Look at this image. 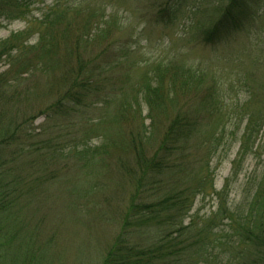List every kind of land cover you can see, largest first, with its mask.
I'll use <instances>...</instances> for the list:
<instances>
[{
  "label": "rangeland",
  "instance_id": "obj_1",
  "mask_svg": "<svg viewBox=\"0 0 264 264\" xmlns=\"http://www.w3.org/2000/svg\"><path fill=\"white\" fill-rule=\"evenodd\" d=\"M57 1L27 0L24 15L16 16L17 20L8 22L0 18V41L23 32L28 21L37 23L35 21ZM104 1L107 13L116 15L118 20L119 27L112 32L116 37L118 61L108 73L111 80L105 84L102 97H90L88 106L70 117H73L70 124L61 120L53 130L44 115L39 114L52 101L46 96L48 78L37 82L38 74L31 80L23 76L17 83L9 82L12 89L7 84L0 85L2 97L9 92L8 98L0 101V137L4 136L1 134L6 128L17 127L18 130L16 140L0 146V149L5 148L0 150V256L3 264H31L36 259H43L45 264L100 263L107 246L122 231V219L135 195L136 179L127 172L139 170L133 161L134 147L145 149L146 157L158 148L155 143L151 145L152 141L143 140L147 150L142 141L133 142L130 152L128 150L136 133L143 138L140 133L143 129L138 127L141 120L144 119L145 128L150 126L145 117L146 107L135 99L136 96L140 99L137 90L146 75L152 76L156 68L163 69L169 63L178 68L183 66L182 72L190 68L203 70L206 80L215 85L213 97L216 100L208 106L190 90L182 93L180 81L176 82L175 112L201 103L207 107L204 110L202 107L199 114L204 122L199 139L181 143L180 151L173 157L176 161L174 179L181 183L179 190L192 183L191 166L194 164L195 168L199 163L202 167L208 165L212 191L220 192L226 180H231L233 162L237 160L236 177L229 182V195L224 200L234 208L251 195L263 174L264 0L246 4L241 10L246 11V15L235 22L240 27L229 24L230 33L220 27V37L217 34L210 43L202 42L201 31L219 19V10L228 0ZM34 43L35 37H28V45ZM96 52L97 47L89 55ZM7 63L4 57L0 60V73L8 69ZM16 68L12 69L13 73ZM35 81L34 92L32 82ZM167 83L166 77L164 92L171 94L174 90ZM30 87L29 96L26 91ZM106 92L111 94L107 101ZM12 93L15 96L9 98ZM118 110L123 118L114 127ZM250 117L257 120V126L250 151L241 160L237 157L240 138ZM67 134L70 137H66ZM67 138L75 139L78 147L105 145V164L93 171L94 177L93 172L80 178L74 169L59 172L63 169L61 165L44 164L41 156L46 150L44 142L64 145ZM208 142L213 145L211 151ZM166 178L173 180L172 175ZM146 179L152 178L144 177L142 194H145L141 197L157 203L167 189L162 184L151 186ZM212 191L207 188L203 195L195 196L189 213L195 221L208 218L218 209L219 202ZM154 225L150 226L157 229ZM139 233L138 229L129 233L131 243L144 240Z\"/></svg>",
  "mask_w": 264,
  "mask_h": 264
},
{
  "label": "trees",
  "instance_id": "obj_2",
  "mask_svg": "<svg viewBox=\"0 0 264 264\" xmlns=\"http://www.w3.org/2000/svg\"><path fill=\"white\" fill-rule=\"evenodd\" d=\"M26 1L0 0V18L8 22L17 20L16 16L24 15ZM250 1L228 0L219 10V19L209 28L202 29V42L214 41L212 38L220 35V27L226 33H230L227 29L229 24L240 27L235 22L246 15V11L243 13L241 10ZM35 22L28 21L23 32L11 34L0 41V60L4 57L8 61V69L0 73V85L4 87L7 84L12 89L9 82L17 83L23 76L31 80L38 74L40 79H36L37 82L48 78L47 86L50 85L46 89V96L52 101L39 114L44 115L45 121L55 130L61 120L70 124L73 119L70 117L86 108L90 97H102L105 84L111 80L108 73L118 61L116 37H113L112 32L119 25L116 15L107 13L104 0H59ZM32 35L35 43L28 45V37L32 38ZM95 47L96 54L89 55ZM14 67H17L15 73L12 70ZM182 70L183 66L178 68L170 63L163 69L156 68L152 76L144 77L137 90L140 99L138 96L135 99L142 101L146 107L145 117L150 121V126L145 128L144 119L141 120L138 127L143 129L140 132L143 138L136 133L135 139L139 140H130V149L129 144L126 149L130 152L133 142L141 141L146 148L147 143L143 140L152 141L151 145L155 143L158 148L150 157H146L145 149L134 147L133 161H136L139 170H125L136 179L135 195L131 197L129 209L122 219V231L107 246L99 264H264V171L251 195L234 208L229 207L224 200L229 195V182L236 177L237 160L233 162L231 180H226L220 192L212 191L211 172L207 164L203 167L199 163L195 168L194 164L191 166L189 175L192 183L187 184L185 189L179 190L181 183L174 179L176 161L173 157L180 151L178 146L188 139H199L204 123L199 114L202 107L203 110L207 108L203 103L209 106L215 99V85L206 80L203 70ZM166 77L170 89L174 90L176 82L180 81L182 93L190 90L203 103L175 112L178 103L174 97L176 92H164ZM36 81L35 85L32 82L34 92ZM8 93L5 92L2 97L0 92V101L8 98ZM30 93L31 87L26 91L29 96ZM14 96L12 93L9 98ZM105 96L107 101L111 94L106 92ZM120 115L115 117L114 127L123 118ZM256 126L257 120L250 117L240 138L238 159L242 160L250 151L249 145ZM8 129L11 127L1 134L4 136L0 137V146H3V142L5 145L6 141L16 140L17 127L10 132ZM158 134H161L159 139L156 137ZM66 137H70L69 134ZM66 142L64 145L54 141L44 142V145H48H45V153L41 155L45 165H61L63 169L59 172L74 169L75 174L82 178L105 164V145L90 147L85 144L78 147L76 140L70 138ZM208 147L211 151L213 145L209 143ZM138 172L140 175L137 177ZM170 175L173 180L166 178ZM146 176L152 178L146 179L151 186L162 184L167 189L157 203L141 197L145 194H142V182ZM207 188L217 197L218 209L208 218L197 222L189 213L195 196L203 195ZM154 223L157 229L150 226ZM135 229L144 238L138 244L131 243L128 236ZM0 264H3L1 256ZM31 264L45 263L43 259H36Z\"/></svg>",
  "mask_w": 264,
  "mask_h": 264
}]
</instances>
